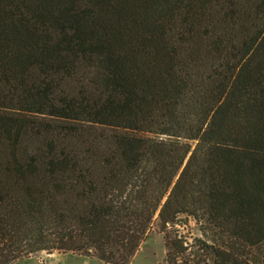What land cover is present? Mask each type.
<instances>
[{"label":"trees","instance_id":"1","mask_svg":"<svg viewBox=\"0 0 264 264\" xmlns=\"http://www.w3.org/2000/svg\"><path fill=\"white\" fill-rule=\"evenodd\" d=\"M154 225L160 264H264V0H0V264Z\"/></svg>","mask_w":264,"mask_h":264},{"label":"rangeland","instance_id":"2","mask_svg":"<svg viewBox=\"0 0 264 264\" xmlns=\"http://www.w3.org/2000/svg\"><path fill=\"white\" fill-rule=\"evenodd\" d=\"M154 225L147 239L141 244L130 264H160L165 256V247L162 234ZM183 235L188 239L202 237L207 240H214L215 229L205 222H196L187 218L186 225L180 228ZM12 264H107L96 258H90L75 253L53 252L47 254L40 252L21 258Z\"/></svg>","mask_w":264,"mask_h":264}]
</instances>
